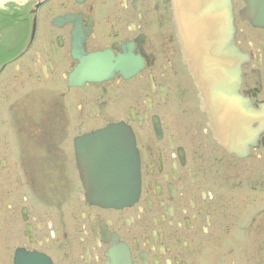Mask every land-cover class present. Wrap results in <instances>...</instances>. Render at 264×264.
Instances as JSON below:
<instances>
[{
    "label": "flooded vegetation",
    "instance_id": "flooded-vegetation-1",
    "mask_svg": "<svg viewBox=\"0 0 264 264\" xmlns=\"http://www.w3.org/2000/svg\"><path fill=\"white\" fill-rule=\"evenodd\" d=\"M44 1L0 11V175L15 187L17 248L49 264H264V128L245 158L216 142L170 0ZM235 22L239 95L264 120V28ZM113 124L139 163L122 207L90 202L83 179L107 168L83 138Z\"/></svg>",
    "mask_w": 264,
    "mask_h": 264
},
{
    "label": "water",
    "instance_id": "water-1",
    "mask_svg": "<svg viewBox=\"0 0 264 264\" xmlns=\"http://www.w3.org/2000/svg\"><path fill=\"white\" fill-rule=\"evenodd\" d=\"M44 2L35 5L33 12ZM170 2L180 51L203 101L214 139L230 154L247 157L260 133L253 124L264 128V120L239 95L240 66L246 58L235 44L232 0ZM239 16L254 27H264V0H245ZM85 140L88 159L94 156L97 164L107 166L83 178L88 200L111 207L134 203L139 194V163L129 131L112 125ZM14 264L49 262L42 255L17 249Z\"/></svg>",
    "mask_w": 264,
    "mask_h": 264
},
{
    "label": "rangeland",
    "instance_id": "rangeland-1",
    "mask_svg": "<svg viewBox=\"0 0 264 264\" xmlns=\"http://www.w3.org/2000/svg\"><path fill=\"white\" fill-rule=\"evenodd\" d=\"M26 1L31 3L32 0H13V2H6L2 5V7H6L7 5L17 6L19 4L25 5ZM233 1V9L236 19L238 20V12L243 8L244 3L243 0H232ZM0 7V11L2 10ZM31 85L25 87L29 88ZM0 92L2 91V84H0ZM24 89V91L26 90ZM0 100L3 99V95L0 94ZM22 107H30V101H25ZM0 108L3 109L4 105L0 102ZM1 174V173H0ZM48 187L52 186V184L56 181V179L48 178L46 179ZM6 184L5 179L0 175V214L2 218L9 219L12 223L7 224L11 226H5V224L0 223V264H12L14 251L18 246H20L21 240L18 237L17 232L19 233L23 229V224H20V218L18 211L10 212L9 209L6 208L7 204H15L16 196L14 192L9 195L7 193V189L9 187L13 188L14 185L12 183ZM7 187V188H6ZM15 188V187H14ZM252 197L246 196V203L250 205H255L258 203V199L255 193H252ZM248 206V205H247ZM261 208V206H259ZM17 222V223H16Z\"/></svg>",
    "mask_w": 264,
    "mask_h": 264
},
{
    "label": "bare ground",
    "instance_id": "bare-ground-1",
    "mask_svg": "<svg viewBox=\"0 0 264 264\" xmlns=\"http://www.w3.org/2000/svg\"><path fill=\"white\" fill-rule=\"evenodd\" d=\"M9 1H13V0H0V7L6 3V2H9Z\"/></svg>",
    "mask_w": 264,
    "mask_h": 264
}]
</instances>
